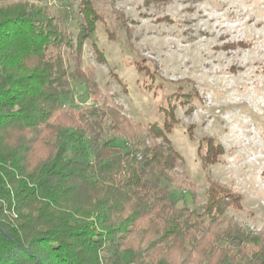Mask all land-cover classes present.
Masks as SVG:
<instances>
[{
	"label": "trees",
	"instance_id": "obj_1",
	"mask_svg": "<svg viewBox=\"0 0 264 264\" xmlns=\"http://www.w3.org/2000/svg\"><path fill=\"white\" fill-rule=\"evenodd\" d=\"M47 1L0 0V264H264V232L228 214L242 209L240 195L207 179L199 203L195 185L178 175L181 156L167 135L177 105L193 109L197 88L174 83L160 125L132 121L101 92L95 69L83 66L99 22L114 39L95 0H59L52 9ZM114 12L129 46L131 29ZM146 61L135 63L150 79L146 87L163 88ZM70 74L92 106L65 104ZM72 138L83 141L77 151L86 158L68 156ZM202 142L206 168L224 148ZM169 186L189 193L195 207L179 206Z\"/></svg>",
	"mask_w": 264,
	"mask_h": 264
},
{
	"label": "rangeland",
	"instance_id": "obj_2",
	"mask_svg": "<svg viewBox=\"0 0 264 264\" xmlns=\"http://www.w3.org/2000/svg\"><path fill=\"white\" fill-rule=\"evenodd\" d=\"M94 2L114 38L108 39L99 22L84 44L83 66L95 69L101 92L112 96L132 121L160 125L163 117L158 109L167 107L166 97L174 83L179 81L186 91L196 87L200 100H193L189 114L187 107L177 105L178 122L167 135L181 156L178 175L195 185L199 203L205 201L207 179L236 192L242 209L229 208L228 214L245 227L264 232V0H170L150 5L144 0H113L112 5L109 0ZM58 3L48 0L45 4L52 9ZM114 10L126 18L131 46ZM228 43L245 45L224 48ZM92 44L104 63L96 58ZM142 58L160 74L163 88L146 87L150 79L135 69ZM70 82L72 94L65 104L74 110L92 106L73 74ZM204 138L224 148L218 161L206 168L197 154ZM74 139L68 144V156L76 153L86 158L84 151H77L83 141ZM169 191L179 206L195 207L189 193L175 186H169Z\"/></svg>",
	"mask_w": 264,
	"mask_h": 264
}]
</instances>
